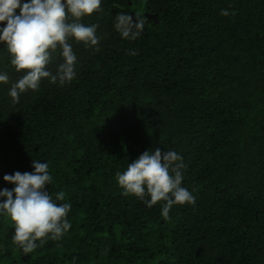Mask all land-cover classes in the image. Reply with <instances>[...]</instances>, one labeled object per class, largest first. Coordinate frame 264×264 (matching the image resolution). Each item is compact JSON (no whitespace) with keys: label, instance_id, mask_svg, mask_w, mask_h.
Segmentation results:
<instances>
[{"label":"trees","instance_id":"trees-1","mask_svg":"<svg viewBox=\"0 0 264 264\" xmlns=\"http://www.w3.org/2000/svg\"><path fill=\"white\" fill-rule=\"evenodd\" d=\"M102 8L80 21L98 25L99 51L70 41L76 79L45 80L18 104L9 89L23 73L0 44L9 76L0 84V189L14 187L5 174L41 159L53 176L46 189L72 204L69 232L27 255L12 241L14 223L0 218V264H264V0ZM131 12L144 20L135 41L113 27ZM157 147L183 157L182 186L196 197L167 219L160 202L124 196L116 180Z\"/></svg>","mask_w":264,"mask_h":264},{"label":"clouds","instance_id":"clouds-1","mask_svg":"<svg viewBox=\"0 0 264 264\" xmlns=\"http://www.w3.org/2000/svg\"><path fill=\"white\" fill-rule=\"evenodd\" d=\"M102 4L103 0H0V44L9 53L15 71L23 73L9 89L13 104H18L24 93L38 91L45 80L64 86L76 79L78 56L70 41L99 51L95 47L100 42L98 25L80 21L102 12ZM221 15L228 16V10L222 9ZM113 27L121 39L135 41L143 34L144 20L118 13ZM57 52L62 63L53 73L49 65ZM8 83V74L0 71V84ZM32 168L31 172L5 174L3 180L14 187L0 189V218L14 223L12 241L25 255L48 240L59 241L72 227L68 219L72 204L65 193L53 196L46 189L53 182L49 162L34 159ZM185 169L178 152H162L157 147L128 163L125 171L116 173V180L124 196H135L149 208L160 202L161 215L167 219L174 206L196 203L193 193L182 186Z\"/></svg>","mask_w":264,"mask_h":264},{"label":"water","instance_id":"water-1","mask_svg":"<svg viewBox=\"0 0 264 264\" xmlns=\"http://www.w3.org/2000/svg\"><path fill=\"white\" fill-rule=\"evenodd\" d=\"M128 1H129V4H132V3H133V0H128ZM130 15L133 16V17H136V16H135V12H131ZM147 15H148L149 17L155 19V21H158L157 14H152V13H148V12H147Z\"/></svg>","mask_w":264,"mask_h":264}]
</instances>
